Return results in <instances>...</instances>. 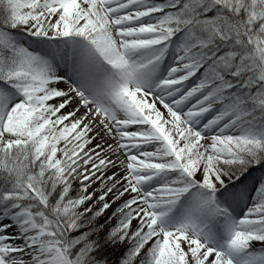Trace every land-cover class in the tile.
Wrapping results in <instances>:
<instances>
[{"label": "snow or ice", "instance_id": "snow-or-ice-1", "mask_svg": "<svg viewBox=\"0 0 264 264\" xmlns=\"http://www.w3.org/2000/svg\"><path fill=\"white\" fill-rule=\"evenodd\" d=\"M0 264H264V0H0Z\"/></svg>", "mask_w": 264, "mask_h": 264}]
</instances>
